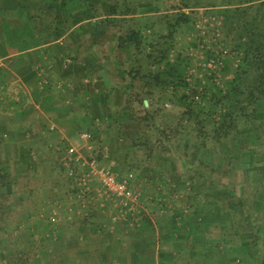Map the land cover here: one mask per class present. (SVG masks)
Returning a JSON list of instances; mask_svg holds the SVG:
<instances>
[{
	"label": "trees",
	"instance_id": "1",
	"mask_svg": "<svg viewBox=\"0 0 264 264\" xmlns=\"http://www.w3.org/2000/svg\"><path fill=\"white\" fill-rule=\"evenodd\" d=\"M160 1L80 0L82 20L98 21V35L115 27L108 57L119 79L111 86L100 81L106 92L83 119L87 131L98 151L109 145L119 173L138 168L144 156L159 174L168 162L189 172L194 219L179 226L173 220L171 232L191 229L195 243L188 236L178 243L196 259L205 253L197 264H255L260 256L264 264V0H183L173 7ZM203 17L210 19L206 30L196 26ZM110 63L102 61L109 75ZM12 206L0 199V261L7 263L13 244L31 255V237L11 233L24 220L8 215ZM153 228L147 219L141 230L156 245ZM199 243L207 249L199 252Z\"/></svg>",
	"mask_w": 264,
	"mask_h": 264
},
{
	"label": "crops",
	"instance_id": "2",
	"mask_svg": "<svg viewBox=\"0 0 264 264\" xmlns=\"http://www.w3.org/2000/svg\"><path fill=\"white\" fill-rule=\"evenodd\" d=\"M168 1L160 2L164 7ZM79 2L0 0V183H26L27 197L16 201L19 207L11 202L8 215L24 219L11 229L15 237H31L30 256L24 257L22 250L26 245L13 244L9 263L0 264H39L40 258L52 253L48 264H186L185 246L178 243L183 236L181 230L162 231L160 227L156 231V245L145 242L148 233L141 230L142 226L135 231L125 230L121 237L116 231L101 230L98 224L103 215L86 221L67 201L57 205L58 185L54 180L43 183V188L48 184L51 200H41L49 205L31 209L30 193L36 173L42 167L49 170L57 145L66 147L81 141L80 134L87 131L88 124L83 119L97 107L99 95L106 92L97 75L109 73L101 64L96 67L98 72L90 67L105 56L98 54L97 47L101 45L97 34L101 27L94 19L92 24L82 20ZM113 27L108 25L106 29L112 45ZM110 49L106 58L115 53ZM96 186L99 190L100 183ZM53 209L60 214H56L57 222L49 223ZM172 213L175 218L179 212ZM188 213L185 217L194 219ZM32 215H37L41 225L46 226L40 238L34 223L25 222ZM171 219L174 220L172 216ZM21 224L26 226L25 231ZM190 230H185L186 236H193ZM124 236L130 237L127 244L123 242ZM51 241L59 242L55 246ZM197 250L204 251L201 246Z\"/></svg>",
	"mask_w": 264,
	"mask_h": 264
},
{
	"label": "rangeland",
	"instance_id": "3",
	"mask_svg": "<svg viewBox=\"0 0 264 264\" xmlns=\"http://www.w3.org/2000/svg\"><path fill=\"white\" fill-rule=\"evenodd\" d=\"M182 1L183 0H169L168 5L170 7H173L175 4H182ZM205 11L202 10L201 12H205ZM198 22L199 20L196 22V26L198 28H205V25L199 27ZM204 23H207V21H205ZM108 30L110 31V29ZM113 30L115 31V27H113ZM109 36L110 34L108 35L107 32L106 36L98 37V41L101 43V45L97 46L100 51L98 54H100L101 52L104 53L103 50L106 53L111 48L112 43H109L110 42ZM203 55L205 54L201 50L200 51L201 58L203 57ZM105 60L106 58L103 57V59L98 60L97 64H93L94 61H92L93 65L90 66L91 69L98 72L96 67H99V64L102 65V61ZM108 61L110 63L109 58ZM109 67L111 69L112 76L109 74L108 75L104 74L103 76L97 75L99 77V81L102 80V82H104L107 86L109 85L111 86V84H116V82H118L117 80H119L117 79L118 77L114 75L115 68L113 66V63L112 64L110 63ZM165 105L170 108L173 107L170 102H167ZM101 137L102 139H104L106 138V135L101 133ZM108 137L109 136H107V138ZM74 144L80 145L81 142H77ZM66 148L67 146L61 147L60 145H57V148L54 151V157H50V159L54 160V163L49 164V166L47 167V169L49 170L46 171V167L45 168L42 167L41 168L42 170L36 173V177H35L36 182L33 183L34 188L30 193L31 209L36 208L37 205L40 208H46L47 205H49V203H45L44 200H41V198L42 199L45 198V201H48L51 196L47 189L48 184H46L47 186L43 188L44 187L43 183H52V180H54L56 181V183L54 184L58 185V191L56 193L57 196L56 203H58L57 205H60V203L63 204V202L67 201L68 205H70L72 208L76 209L77 211L79 210V212H81L84 215L86 221H90L95 215H103L104 217L102 218L101 223L98 224L99 229L104 231L106 229L116 231L118 234L117 236L119 237H121L122 233L125 230L135 231L136 229H138V227L142 226L147 221V219L151 221L154 227L153 229L155 231L159 230L160 227L162 231H167L174 228V222L172 221L171 216L176 221L175 223L178 226L182 223L181 221H183V219L186 221L189 220L185 216L187 212L190 213L193 209L194 206L193 201L195 198V195L193 194V188L195 187L196 183H191V178H189L190 175L189 172L184 170L181 164L180 166L177 167V169L174 170L172 166L168 164L169 163L168 162L165 172L164 170H162L161 174H159L157 173V169L154 167L155 164H150L151 161L144 156L142 162L138 163L139 165L138 168L128 170L134 172L136 176L137 188L140 190V206L135 210L128 211L127 217L122 218L119 217L118 215V210H119L118 200L115 197H113L111 194H108L101 186L99 187V190H97L98 188H96L97 187L96 184H98L99 182L86 181V183L84 182L85 184L83 183V185L79 186L77 183H80V181H77L76 178L69 175L68 172L69 170L62 161L63 152L65 151ZM96 152L102 162L104 163L106 162V164L111 166L117 164L116 160H114L110 154V148L108 144L102 145L101 151H98L96 146ZM13 173L14 172L11 171V175ZM239 175L242 176L241 173ZM237 178H239V176H237ZM222 180L224 182L229 181L228 176L224 175ZM238 180L240 182L235 184L238 187V191H240L239 189L244 183L243 181L240 180V178ZM69 183H73L72 188L74 192ZM19 184L20 186H18L17 183H7L8 185L7 188L4 187L0 189V199L3 198L5 201L13 202L15 203L16 207H19L20 204L16 203V201L18 200L20 201L22 196L27 197L28 195L27 188L25 187L26 183H19ZM204 185L205 186L203 187L206 189L210 186V183H204ZM81 188H85L82 193L80 191ZM95 190H97L96 193H94ZM205 197L206 196L203 193L200 195V198L204 199ZM175 210L178 211L182 217L176 215V217L174 218V214L172 213V211ZM63 212L62 214H64ZM58 213L59 212L57 209L52 210L51 213L52 215L49 217L51 220H53V222L58 221L56 215ZM25 222H27V224L34 223V225L37 228V233H39L40 235L39 236L40 238L46 226L41 225L40 221H38V216L32 215V217L29 220H25ZM21 225L23 227V231H25L26 226H24V224ZM180 229L182 232L181 235L186 236L185 235L186 232L184 231V229L183 228ZM207 232L209 233V235L210 234H212V236L216 235L215 230L211 227L208 229ZM126 234H128V231ZM188 237L189 238H187V242L195 243L194 235ZM127 240H130V237L124 236L123 242L126 243ZM199 245L201 247L205 246L204 247L205 249H207L208 247L207 245H205V243H201V244L199 243ZM185 248H187V246ZM192 253H193L192 250H188V249L186 250L185 253H183L185 257L187 256V259L185 260L188 262L186 263L197 264L198 262H200L202 258L206 257L205 253H203L199 259L198 258L196 259ZM53 255L54 253L47 255L45 259L40 258L39 264H48L49 260ZM226 255L227 252L223 253L222 251L221 257H226ZM216 256H219V254L217 253ZM261 257L262 256L257 257L259 260L255 264H260Z\"/></svg>",
	"mask_w": 264,
	"mask_h": 264
},
{
	"label": "built area",
	"instance_id": "4",
	"mask_svg": "<svg viewBox=\"0 0 264 264\" xmlns=\"http://www.w3.org/2000/svg\"><path fill=\"white\" fill-rule=\"evenodd\" d=\"M207 21V23H204ZM205 25L206 30L210 19H199L198 26ZM213 25V23H211ZM89 131L80 134L81 144H69L63 152V163L67 166L69 175L76 178L79 186L86 181H96L108 193L118 200L119 217L126 218L128 211L140 206V190L137 188V179L132 171L119 173L111 165L100 160L96 152V145ZM84 183V184H85ZM85 188H81V193Z\"/></svg>",
	"mask_w": 264,
	"mask_h": 264
}]
</instances>
